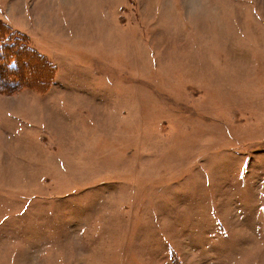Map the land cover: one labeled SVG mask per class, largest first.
Wrapping results in <instances>:
<instances>
[{
	"label": "rangeland",
	"instance_id": "rangeland-1",
	"mask_svg": "<svg viewBox=\"0 0 264 264\" xmlns=\"http://www.w3.org/2000/svg\"><path fill=\"white\" fill-rule=\"evenodd\" d=\"M4 35L0 264H264V0H0Z\"/></svg>",
	"mask_w": 264,
	"mask_h": 264
},
{
	"label": "trees",
	"instance_id": "trees-1",
	"mask_svg": "<svg viewBox=\"0 0 264 264\" xmlns=\"http://www.w3.org/2000/svg\"><path fill=\"white\" fill-rule=\"evenodd\" d=\"M6 36L7 35H4V36H2V37H0V41H6V40H9V39H6V40H2V39H5L6 38ZM3 48H2V51H4V52H9L10 50H11V45H6V46H2ZM6 62H8V60H7V58L6 57H4L3 58ZM1 75V74H0ZM6 75V74H5ZM4 75V76H5ZM8 77H11V75H8ZM16 78H17V76H16ZM18 79V78H17ZM50 80V79H49ZM49 83H50V81H48L46 84H47V86L49 85Z\"/></svg>",
	"mask_w": 264,
	"mask_h": 264
}]
</instances>
